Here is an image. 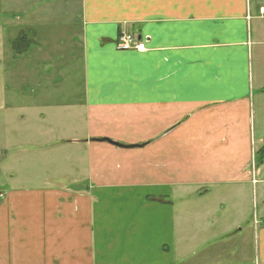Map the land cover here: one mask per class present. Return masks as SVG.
Returning a JSON list of instances; mask_svg holds the SVG:
<instances>
[{
    "label": "crops",
    "instance_id": "crops-1",
    "mask_svg": "<svg viewBox=\"0 0 264 264\" xmlns=\"http://www.w3.org/2000/svg\"><path fill=\"white\" fill-rule=\"evenodd\" d=\"M60 1L27 28L79 47L83 119L9 123L33 152L0 173V264H264V0Z\"/></svg>",
    "mask_w": 264,
    "mask_h": 264
},
{
    "label": "rangeland",
    "instance_id": "rangeland-1",
    "mask_svg": "<svg viewBox=\"0 0 264 264\" xmlns=\"http://www.w3.org/2000/svg\"><path fill=\"white\" fill-rule=\"evenodd\" d=\"M43 3L53 12H57L61 9L63 2L60 0H0V123L3 130L0 137V173L4 169L10 171L31 167L29 164L27 167L25 163L17 162L16 158L21 153L33 152L31 150L17 151L15 148L14 132L18 133L21 121L46 124L44 129H47L52 119L69 121L83 119V115L75 109L84 96L83 60L79 47L45 45L40 43L39 39H34L32 29L29 31L27 28L28 24H32V21H27V10L33 5L41 7ZM40 10L30 16L33 22H37L32 28L49 27L46 29H50L52 38L61 37L65 32L62 19L53 17L54 21L47 24ZM52 16H58V14H52ZM36 33L39 34V32ZM12 42L19 43L18 53L13 49ZM62 103H66L67 106L53 108L55 106L53 104L61 105ZM59 109L57 113L55 110ZM9 123L13 125L12 137L9 134ZM37 129L42 130L43 127H37ZM44 129L39 132L40 135ZM60 129H63L62 125L57 124L52 130ZM37 151L40 154H37V162V156H35L34 162L39 169H36L35 165L34 172L43 178L46 175L43 176L41 173L42 166H53V163H56L58 168L61 159L58 158L57 152L53 154V157L50 156L47 148H38ZM24 161L31 162L33 159L26 158ZM11 171L13 181H16L17 174Z\"/></svg>",
    "mask_w": 264,
    "mask_h": 264
},
{
    "label": "built area",
    "instance_id": "built-area-1",
    "mask_svg": "<svg viewBox=\"0 0 264 264\" xmlns=\"http://www.w3.org/2000/svg\"><path fill=\"white\" fill-rule=\"evenodd\" d=\"M115 47L118 51H145V43L139 41L138 37L132 34L120 35Z\"/></svg>",
    "mask_w": 264,
    "mask_h": 264
},
{
    "label": "water",
    "instance_id": "water-1",
    "mask_svg": "<svg viewBox=\"0 0 264 264\" xmlns=\"http://www.w3.org/2000/svg\"><path fill=\"white\" fill-rule=\"evenodd\" d=\"M99 142H106V143H109L115 147H118V148H140V147H143L145 146L146 144L148 143H145L144 145H133V146H125V145H122V144H119V143H116V142H112L108 139H100Z\"/></svg>",
    "mask_w": 264,
    "mask_h": 264
},
{
    "label": "trees",
    "instance_id": "trees-1",
    "mask_svg": "<svg viewBox=\"0 0 264 264\" xmlns=\"http://www.w3.org/2000/svg\"><path fill=\"white\" fill-rule=\"evenodd\" d=\"M13 43V42H12ZM18 42H15V43H13L12 45H13V49L15 50V52H17L18 53V50H17V46H18ZM24 51V50H23Z\"/></svg>",
    "mask_w": 264,
    "mask_h": 264
}]
</instances>
